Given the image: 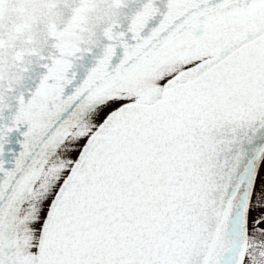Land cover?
<instances>
[{
    "label": "snow or ice",
    "instance_id": "snow-or-ice-1",
    "mask_svg": "<svg viewBox=\"0 0 264 264\" xmlns=\"http://www.w3.org/2000/svg\"><path fill=\"white\" fill-rule=\"evenodd\" d=\"M0 264H264V0H0Z\"/></svg>",
    "mask_w": 264,
    "mask_h": 264
}]
</instances>
